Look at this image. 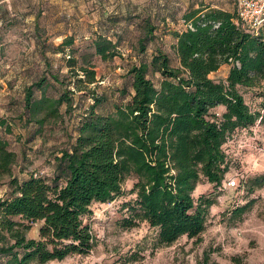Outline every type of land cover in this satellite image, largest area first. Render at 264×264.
<instances>
[{"label":"trees","instance_id":"16d2710c","mask_svg":"<svg viewBox=\"0 0 264 264\" xmlns=\"http://www.w3.org/2000/svg\"><path fill=\"white\" fill-rule=\"evenodd\" d=\"M183 19V25L192 23L194 30L173 33L175 65L159 49L149 63L137 60L128 70V101L106 115L90 107L80 120L75 142L55 157L51 179L11 178L10 196L0 197V257L6 264H45L89 252L94 236L83 217L93 204L121 195L130 177L135 180L130 190L134 200L126 205V226L144 222L155 228L159 247L182 236L198 238L204 231L214 201L203 195L195 199L197 185L204 181L222 191L228 181L225 148L230 138L264 120V103L262 112H253L240 91L264 81V37L260 30L243 26L236 10L208 9L199 15L194 11ZM152 32V27L146 29L145 40ZM70 43L72 39L65 41ZM139 45L143 51V39ZM91 47L92 55L103 61L116 55L115 43L100 34ZM222 65L229 66L226 78L209 77ZM149 68L160 74L158 86L148 78ZM79 70L85 79L77 82L95 81L91 66ZM43 80L44 76L26 88L25 106L31 118H56L59 107L69 104L67 91L57 98L34 99L32 86L40 89ZM3 127L9 130L0 121V180L11 177L16 158ZM255 182L264 184V177ZM34 222L41 225L37 239H30L26 232Z\"/></svg>","mask_w":264,"mask_h":264},{"label":"rangeland","instance_id":"374dc122","mask_svg":"<svg viewBox=\"0 0 264 264\" xmlns=\"http://www.w3.org/2000/svg\"><path fill=\"white\" fill-rule=\"evenodd\" d=\"M111 2L16 0V12L1 8L0 121L9 129L2 128L3 137L16 157L11 177L0 180L1 198L10 196L11 178L21 182L31 176H54L55 157L75 142L80 120L92 105L106 115L128 101L132 93L128 70L137 60L149 63L159 49L175 65L173 33L185 28L181 13L175 22L152 11L157 0H131L135 7L130 12L118 11ZM148 27L153 32L145 40ZM257 31L264 37V21ZM99 34L115 43L113 58L103 61L92 55L91 44ZM67 39L72 43L65 44ZM90 66L95 81L77 82L85 79L79 69ZM42 76L41 88L32 86L34 99L57 98L67 91L69 104L59 107L56 118H43V114L31 118L25 106L26 88ZM148 78L158 86L161 76L149 68ZM240 91L251 111L262 112L264 81L260 87ZM229 141L226 180L235 179L239 185L222 191L204 181L197 185L195 199L203 195L214 201L198 238L182 236L170 246L159 247L155 228L144 222L126 226V205L134 200L130 190L135 180L130 177L121 195L109 203L93 204L83 217L94 236L91 250L45 264H264V184L255 182L264 177V120L237 131ZM237 208L241 212L235 213ZM40 225L31 223L26 237L37 239ZM5 261L0 257V264Z\"/></svg>","mask_w":264,"mask_h":264},{"label":"crops","instance_id":"0c3cea01","mask_svg":"<svg viewBox=\"0 0 264 264\" xmlns=\"http://www.w3.org/2000/svg\"><path fill=\"white\" fill-rule=\"evenodd\" d=\"M16 0H0V10L3 7H7L9 12H16L14 10L13 2ZM148 0H144L146 2ZM150 2L152 0H149ZM114 6L119 8L120 12H130V8L135 7V4L131 3V0H112ZM157 7L152 10L154 13H158L165 18H171L175 22L177 21L178 14L181 13V22L184 21L183 16L190 12H197V14H203L208 9H219L233 13L236 10L235 3L233 0H157ZM149 9H153L148 6ZM14 10V11H13ZM261 31L263 28L261 27ZM263 35V33H262ZM229 71L228 65H222L218 71L213 72L209 77L214 79L226 78ZM221 74V75H220Z\"/></svg>","mask_w":264,"mask_h":264},{"label":"built area","instance_id":"2783aa9c","mask_svg":"<svg viewBox=\"0 0 264 264\" xmlns=\"http://www.w3.org/2000/svg\"><path fill=\"white\" fill-rule=\"evenodd\" d=\"M236 7V14L239 21L243 26L249 27L253 31L262 25L264 21V0H233ZM218 24H215L216 28ZM185 29L194 30L192 23H186ZM238 65V63H236ZM237 182L235 179L228 180L225 184V187L232 188L236 185Z\"/></svg>","mask_w":264,"mask_h":264}]
</instances>
